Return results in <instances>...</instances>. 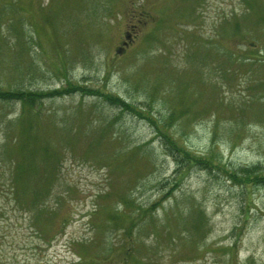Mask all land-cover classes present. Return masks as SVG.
<instances>
[{"label":"rangeland","instance_id":"rangeland-1","mask_svg":"<svg viewBox=\"0 0 264 264\" xmlns=\"http://www.w3.org/2000/svg\"><path fill=\"white\" fill-rule=\"evenodd\" d=\"M69 81L213 164L99 95L0 99V264H264V0H0V90Z\"/></svg>","mask_w":264,"mask_h":264},{"label":"trees","instance_id":"trees-1","mask_svg":"<svg viewBox=\"0 0 264 264\" xmlns=\"http://www.w3.org/2000/svg\"><path fill=\"white\" fill-rule=\"evenodd\" d=\"M134 9V8H133ZM143 10H140V12ZM134 12V11H133ZM140 16H145L141 13ZM137 17V16H135ZM137 23L142 25L144 23V20L141 19V17L135 18ZM79 91L82 94H88V95H99L103 99H105L110 104L119 106L121 110L127 111L134 116H137L139 118H143L147 120L148 123L151 124L155 131V136H159L162 139V142L165 145V148L169 154L173 156L176 163L179 167L184 165L183 158H189L192 163H196L199 165H202L203 167H210L213 162L212 159H208L206 157L204 158H197L194 153H192L186 146L178 143L175 137L169 134L170 131V112L166 114L161 119L154 118L150 110H147L144 112L141 109H138L134 107L132 104L126 102L122 98L112 95L110 93L102 92L99 89H90L87 87H83L82 85H79L78 83L74 82H67V84L61 88V89H53L51 91H39V92H33L30 90H0V99H14V100H20L23 104L33 105L34 101L40 99L44 95H68ZM25 112V111H23ZM26 113V112H25ZM47 157V156H46ZM257 168H240L242 174L241 180L248 181V183H256V182H264V173H259L257 171ZM19 172V169L15 167V171ZM16 175H19V173H15ZM41 177H45L43 174ZM230 177L234 180H237L239 176H237L235 173H230ZM44 193L42 189L37 191V194Z\"/></svg>","mask_w":264,"mask_h":264}]
</instances>
